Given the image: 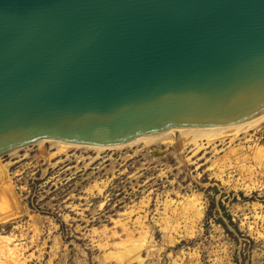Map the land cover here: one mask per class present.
Listing matches in <instances>:
<instances>
[{"label":"water","instance_id":"1","mask_svg":"<svg viewBox=\"0 0 264 264\" xmlns=\"http://www.w3.org/2000/svg\"><path fill=\"white\" fill-rule=\"evenodd\" d=\"M263 117L264 0H0V156Z\"/></svg>","mask_w":264,"mask_h":264},{"label":"rangeland","instance_id":"2","mask_svg":"<svg viewBox=\"0 0 264 264\" xmlns=\"http://www.w3.org/2000/svg\"><path fill=\"white\" fill-rule=\"evenodd\" d=\"M233 136L3 154L0 264H264V119Z\"/></svg>","mask_w":264,"mask_h":264},{"label":"bare ground","instance_id":"3","mask_svg":"<svg viewBox=\"0 0 264 264\" xmlns=\"http://www.w3.org/2000/svg\"><path fill=\"white\" fill-rule=\"evenodd\" d=\"M264 119L261 118V119H258V120H255V121H252L250 123H247V124H244V125H241V126H238V127H226V128H213V129H200V130H188V131H175V132H162V133H157V134H153V135H145V136H140L136 139H134L133 141H130L128 143H124V144H119V145H112V146H100V145H83V144H76V143H70V142H65V141H57V140H40V141H37V142H34V143H48L49 147H55L56 149H58V151H66L67 149H70V148H85V149H91V150H94L97 152H101V151H105V150H112V149H119V148H122V147H125V146H129L131 144H133L134 142H139V141H144V142H150V141H157V140H162V139H168L169 140H172V142H176L177 141V137H180L181 139H183L184 137L185 138H188L190 137V140H192L194 143H196L199 139H206L207 141H210V140H213L215 138H218V137H221V136H226L227 134L228 135H232V137H234L233 135L237 134L238 132L240 131H243V130H246L247 128L249 127H252V126H256V124L260 123V121H262ZM255 128V127H254ZM231 133V134H229ZM172 135V136H171ZM172 137V139L170 138ZM179 138V139H180ZM222 139V138H221ZM230 139V138H229ZM189 140V139H188ZM163 141V140H162ZM180 141V140H179ZM189 142V141H188ZM171 143V142H170ZM32 144V143H31ZM177 144V143H176ZM26 146V145H25ZM21 147H24V146H21ZM20 147H17L15 149L12 150V152H15L17 149H19ZM49 149V148H48ZM235 149V148H234ZM11 152V153H12ZM259 155V154H258ZM261 155V154H260ZM260 155L258 157H260ZM49 157V156H48ZM51 157V156H50ZM259 162V161H258ZM260 163V162H259ZM0 167H1V164H0ZM4 169V168H3ZM221 170V169H220ZM253 170V169H252ZM250 172V171H249ZM5 173V171L3 172ZM6 175H3V174H0V179L2 178H5ZM7 179V178H6ZM3 180V179H2ZM9 185V183H8ZM7 185H4L3 188L5 189ZM95 186V185H94ZM246 186V185H245ZM8 187V186H7ZM97 187V186H96ZM2 188V189H3ZM13 188V187H12ZM12 188L9 189L10 191H12ZM99 188V187H98ZM103 189V188H102ZM98 190V189H97ZM102 191V190H101ZM14 192V191H13ZM100 192V190H99ZM13 194V193H12ZM187 197V196H186ZM5 198V197H4ZM169 200V199H168ZM172 200V199H171ZM170 200V201H171ZM3 201V200H2ZM184 201V200H183ZM185 202V201H184ZM169 203V202H168ZM172 203V202H171ZM4 204L5 206L8 208L10 203L6 201H4ZM165 204V203H164ZM173 204V203H172ZM3 205V203L1 204ZM145 205V204H144ZM4 206V205H3ZM168 206V205H167ZM2 207V206H1ZM5 207V209H7ZM167 208V207H166ZM4 209V208H3ZM180 209V208H179ZM200 209V208H199ZM132 210V209H131ZM182 210V209H181ZM168 211V210H167ZM165 211V212H167ZM176 211V210H175ZM187 211H188V208H187ZM132 212V211H131ZM200 212V211H199ZM179 213V212H178ZM189 213V212H188ZM9 215V214H8ZM171 215V214H170ZM198 216V215H197ZM6 217V216H5ZM8 217V216H7ZM146 217V216H145ZM144 217V218H145ZM188 217V216H187ZM190 217V216H189ZM139 218V217H138ZM169 218V217H168ZM1 221V220H0ZM139 221V220H138ZM142 220L140 219V222ZM164 221V220H163ZM167 221V220H166ZM117 222V221H116ZM168 222V221H167ZM191 222V221H190ZM142 223V222H141ZM125 224V223H124ZM140 224V223H139ZM144 225V223H142ZM140 224V226L142 225ZM122 225V223L120 224ZM137 225H138V222H137ZM179 225V224H178ZM123 226V225H122ZM126 226V225H124ZM139 226V225H138ZM167 226V225H166ZM175 226V225H174ZM143 227H146V226H143ZM164 227V226H163ZM125 228V227H124ZM165 228V227H164ZM128 229V228H127ZM166 229H168L166 227ZM125 230V229H124ZM165 230V229H164ZM128 231V230H127ZM132 231V230H131ZM128 233L130 234V231H128ZM140 233V232H139ZM145 233V231H144ZM148 232H146L145 234H147ZM149 234V233H148ZM132 235V234H131ZM140 235V234H139ZM6 236V235H5ZM12 237V236H11ZM11 237H8L7 240H10ZM148 237V236H146ZM136 238V237H135ZM142 238V237H140ZM143 238H144V234H143ZM170 238V237H169ZM12 240V239H11ZM10 240V242H11ZM144 240V239H143ZM132 241V240H131ZM139 242V240H138ZM7 243V242H6ZM119 245L121 246L120 242H118ZM140 243V242H139ZM143 243V241L141 242ZM124 244V243H123ZM122 244V245H123ZM107 245V244H106ZM118 245V244H117ZM118 245V246H119ZM140 245V244H139ZM124 246V245H123ZM134 246V245H133ZM129 247V246H128ZM128 249V248H127ZM130 250V249H129ZM131 251V250H130ZM134 251V250H133ZM135 251H138V250H135Z\"/></svg>","mask_w":264,"mask_h":264},{"label":"trees","instance_id":"4","mask_svg":"<svg viewBox=\"0 0 264 264\" xmlns=\"http://www.w3.org/2000/svg\"><path fill=\"white\" fill-rule=\"evenodd\" d=\"M226 216H227V220H228V223L224 222L223 220L220 219V223L223 225V228L227 231V232H230L228 230V224H233V221L231 220V217L229 214L226 213Z\"/></svg>","mask_w":264,"mask_h":264}]
</instances>
